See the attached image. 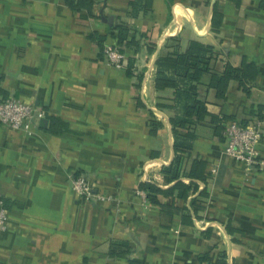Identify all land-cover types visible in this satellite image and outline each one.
<instances>
[{"label": "crops", "instance_id": "0c3cea01", "mask_svg": "<svg viewBox=\"0 0 264 264\" xmlns=\"http://www.w3.org/2000/svg\"><path fill=\"white\" fill-rule=\"evenodd\" d=\"M139 1L0 0V100L46 112L31 134L0 124V264H264V167L225 154L223 137L264 117V0ZM193 41L213 51L197 86L208 114L179 129L194 137L168 180L178 107L156 61ZM114 44L124 68L106 61ZM228 66L240 77L220 92ZM78 175L109 199L79 198ZM143 182L162 190L150 199Z\"/></svg>", "mask_w": 264, "mask_h": 264}, {"label": "trees", "instance_id": "16d2710c", "mask_svg": "<svg viewBox=\"0 0 264 264\" xmlns=\"http://www.w3.org/2000/svg\"><path fill=\"white\" fill-rule=\"evenodd\" d=\"M136 0L135 8L138 12V3ZM136 13V12H135ZM128 29L120 27L119 41L122 42L127 38ZM123 51L120 45H118ZM212 48L200 42L193 41L189 49L182 54L174 56H159L156 61V86L158 89L171 87L175 90V102L177 109L176 116L172 119L173 133L175 136L174 148L175 159L172 164L164 166L163 172L168 180L179 178L180 170L178 168L182 152L191 148V140L193 134L190 132L180 134V128H190L192 125L202 121L208 114L206 103L198 98L197 86L200 83L205 71L208 70L209 60L212 57ZM240 69L228 66L225 73L213 79L211 83L217 87L220 92L224 91L226 82L230 78H239ZM226 126V125H225ZM197 169L190 173L191 177H196ZM180 190H184L181 182L176 184ZM143 190L148 191V197L151 199L152 190H162L154 183L143 182L141 184ZM218 264H227L226 260H222Z\"/></svg>", "mask_w": 264, "mask_h": 264}, {"label": "built area", "instance_id": "2783aa9c", "mask_svg": "<svg viewBox=\"0 0 264 264\" xmlns=\"http://www.w3.org/2000/svg\"><path fill=\"white\" fill-rule=\"evenodd\" d=\"M106 61L117 68L125 67V52L118 45H108L104 49ZM46 116V112L38 106L25 103L16 98L0 100V124L15 130L33 133L37 122ZM264 136V117H254L248 122L230 120L227 122L223 137L225 154L243 163L247 168L264 167L261 140ZM147 170V166H145ZM72 186L79 198L106 201L109 198L96 192L93 183L84 175L75 176ZM141 196L145 191H138ZM9 224V208L4 196L0 193V231Z\"/></svg>", "mask_w": 264, "mask_h": 264}]
</instances>
